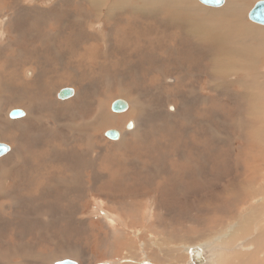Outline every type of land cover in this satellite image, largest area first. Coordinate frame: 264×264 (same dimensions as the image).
Returning <instances> with one entry per match:
<instances>
[{
    "label": "rangeland",
    "instance_id": "374dc122",
    "mask_svg": "<svg viewBox=\"0 0 264 264\" xmlns=\"http://www.w3.org/2000/svg\"><path fill=\"white\" fill-rule=\"evenodd\" d=\"M17 1L0 0L1 54H5L6 47L11 44L20 43L24 47L25 43L31 44L33 41L30 49L36 46L32 50L37 51L41 48L38 43H44L49 47L48 54L42 51L41 55H49L48 60L59 58L65 69L68 68L71 79L70 73L73 71L70 67H73L75 56L69 53L74 51L70 50L68 36L75 31L83 33V39L92 35L96 45H100L99 52L104 57L102 64L93 69L87 63L80 66L81 73L88 79L59 80L61 83L67 80L65 84L74 86L78 91L79 101L75 102V106L60 105L53 92L56 87H53L50 93L54 120L46 118L42 127L38 122L32 123L33 131L48 130L52 138L58 135L63 141H66L65 135L68 140L75 137L69 131L72 126H89L90 133L99 136L96 141L99 157L95 159L96 177L91 180V173H87L85 182L79 183L80 188L67 187L57 181L56 177L60 176L56 175L46 181L52 183L47 195L42 193L34 202L25 197L18 200L20 193H17L18 223L16 228L10 225L0 228V251L9 253L13 264L22 262L20 254H25L24 248L33 255L54 253L52 263L48 264L64 260L77 264H108L105 263L107 260L117 262L124 258L128 261L119 264H189L191 256L187 250L203 244L207 264H226L218 262L220 255L234 251L239 255L230 257L228 254L227 264H251L252 259H246L245 254V251L249 252L246 244L253 238L249 236H255L258 229L264 232V103L257 100L211 99L213 89L209 88L202 95L200 86L202 82L203 85L208 82L207 71L203 76L200 73V76L191 79L192 88L188 90H195L198 94L196 99L184 100V93L174 86H157L163 77L169 76L168 73L178 71L179 63L175 59L182 56V47L186 46L183 41L178 43L170 50L169 58L172 61L161 64L163 60L154 51H142L138 47L125 45L143 20L159 22L161 19L156 16L152 20L154 13L143 14L140 11L131 14L134 16L128 19L123 18L124 13L143 6L144 0H96L100 9L108 10L112 5L116 9L113 13H110L111 9L100 14L95 11V15L88 0ZM259 1L262 0H255L248 8L246 19ZM196 2L207 11L222 9L205 5L199 0ZM119 12L123 15L117 16L119 19L116 22L107 16L112 14L116 17ZM6 18L9 28H6L5 35ZM246 21L264 29V25L252 23L249 19ZM79 23H87V28L79 29ZM253 34L243 35L242 39L258 40L263 46L264 35ZM61 35L64 37L63 43L59 42ZM181 38L184 39L183 36ZM117 40L125 43L121 44L124 46L119 47ZM103 48L106 49L105 53H102ZM120 51L126 54L121 56ZM183 53L188 57V52ZM191 58H194L193 74L196 75L204 58L198 52L196 56L191 54ZM84 64L87 67H83ZM149 77L154 82H149ZM11 92L12 89L6 90L7 95ZM119 98L131 105L126 111L114 114L111 107ZM9 103V100H3L4 107ZM253 107L257 108L256 114L260 116L257 122L253 117ZM49 121L54 126L47 128ZM128 121L136 122L135 131L131 132L133 128L130 126L125 129ZM252 124L256 131H251ZM2 127V132L7 129L6 125ZM113 129L119 130L121 136L122 132L124 137L126 135L118 147L111 144L119 141L120 137L112 140L106 136L107 131ZM83 139L77 146L84 150L90 141L86 137ZM58 149L70 170L65 179H69L70 185H73L80 168L79 157L74 158L76 153H72L77 150L62 142ZM28 150L25 152L27 154L21 152V161L28 159L31 165H39L38 160L30 159L32 148ZM65 153L69 154L70 159ZM88 157L84 160L81 157V162L91 167ZM255 158L256 161H253ZM4 168L0 167V182L6 172ZM37 180L38 176L32 179ZM77 192H80L79 196ZM40 202L48 204L50 208L46 209L52 214L51 227L40 216H35L40 212ZM4 203L11 204V196L5 198ZM12 209L0 207V222L10 218ZM27 210H30V217L26 219ZM14 214L11 218L15 220ZM248 217L249 222L246 220ZM104 221L110 223L105 224L112 227L111 231L104 227ZM124 225L127 226L125 230ZM234 230L236 242L233 246L222 245L224 232L228 235ZM14 250L19 251L17 257L12 254Z\"/></svg>",
    "mask_w": 264,
    "mask_h": 264
},
{
    "label": "bare ground",
    "instance_id": "6f19581e",
    "mask_svg": "<svg viewBox=\"0 0 264 264\" xmlns=\"http://www.w3.org/2000/svg\"><path fill=\"white\" fill-rule=\"evenodd\" d=\"M13 1L18 2L17 0H13ZM254 1L255 0H225L226 3L224 2L223 5L218 6V8L220 7L222 9L207 11L205 8L200 6L196 2V0H144V5L137 8L136 10H133L132 12L129 13L126 12L124 13L125 15H123V13L120 12L119 14L115 13L116 17L112 14L111 15L109 14L107 16L108 18L111 16L113 22H116L119 19L117 18V16L123 15L124 19H128L131 16H134L131 14H134L137 11H140L143 14L154 13L155 16L152 18V20H154L156 16H159L161 18L159 22L143 20L138 25L137 29L131 33V39L128 41L127 44L119 40L117 41L120 43V44L118 43L119 47H123L124 45L121 44H125L126 46L132 48L138 47L142 51H151V50L154 51L156 53L155 55L158 57L160 56L161 57L160 59L163 60L161 64L167 63L168 61H172L169 58L170 50L174 49L178 43L182 41L184 42L186 47L184 46L182 47L183 52H188L189 58L182 52L181 53L182 56L175 59L179 63L178 71H173L172 73H168L167 71H165L169 74V76L163 77L162 82L157 83V86L171 85L182 91V93H184V97H186L183 98L184 100L196 99L198 94L195 92V90L193 91L188 90L189 88H192L191 79H195L201 74L203 76L204 71H207L208 82L206 83V85H203L204 82H202V85L200 86V93L202 95L206 92L207 88H209V89H213V91L210 92L212 93V96H210L211 99L215 98V100H228V99L257 100L260 101L261 103H264V69H263L264 45L262 46L261 41L258 40H250V41L248 40L249 41L248 42L244 40V38L242 39V36L246 34L254 33L259 35L260 33L264 35L263 28L256 27L246 21L247 19H249V14H248V18L246 19L247 10ZM97 2L98 1L96 0H88V3L92 8L93 15H95V11H97V13L100 14L103 11L104 13H106L111 9L110 11L111 13L116 9L115 5H112L108 10H103V8L100 9L98 8L99 4H97ZM136 16L137 15H135V17ZM7 21H9L8 18H6V24L3 29L4 34L6 33V28H9L7 27L8 25ZM71 28H73V26ZM78 28L82 30H84V28L86 29L87 23H79ZM81 36L84 37L83 33L78 34L75 31L67 38L68 45L71 48L70 50L74 51V52L70 51L69 53L70 54L72 53L75 56V59L73 61V67H70V70L73 71L70 73L72 74L71 79L69 78V76L71 75H69V73L67 72L68 68L65 69V67L59 62L60 61L59 58L58 60H55L52 57L53 58L52 60H48L49 55L48 56L43 55L46 54L47 50L49 49V47L46 46L44 43H38L39 44L38 47L41 48L40 49L38 48L37 51L32 50L36 46H33V48L30 49L31 45L33 44L32 41L31 44L25 43L24 47L20 46V43L19 44L15 43L11 45L9 44L10 45L9 47L5 46L7 48L5 54L4 53L1 54L0 52V120H1L0 146H5L8 148V150H11L10 152L7 151L5 155L0 154V167L5 166L3 170L6 171L1 176L2 182H0V207L2 208L10 207V209L13 208L10 213V218L3 219L4 224L2 221L0 222V228L4 227L5 225H10L13 228H16L17 226L18 214L16 211L17 201L15 199V197H17L15 196L17 193L18 194L20 193V195L18 196V200L23 199V197H25L26 199H29L30 201L34 202V200L37 197H41V195L43 194L47 195L48 189L51 190L52 183L50 184L46 182L50 177H56V175H59L60 177H56L58 182L67 185V187L75 186L77 188H80L79 183L85 182V178H86L85 175L87 173H91L92 175L91 180L94 179L97 175V173H95L94 166H95V159L99 157V152L96 151V147L98 145L96 144V141L98 140L99 136L97 137L95 134H91L89 126H83V124H76L72 126L69 131H72L75 137L73 138L71 137L72 140H68V136L65 135L64 140L66 141H63L62 137L58 135L57 137L52 138L51 135L47 133L48 130L47 131L43 130L44 132L33 131V124H32L38 122L39 127L40 126L42 127V122L46 118H48V120L50 121L54 120L51 114L52 112V108H51L52 96L50 93L51 88L56 87L53 89V92L55 93L56 100L59 102L60 105L63 106L74 105L75 102L77 103L79 101L78 100L79 96L77 93L78 91L75 90L74 86H70V84L69 85L65 84L66 81L67 80L71 81L73 80V78H76L78 81L88 79V77L86 78V76L82 74L80 70L81 68L80 66H82L83 63H87L88 67L92 69L94 67L100 66V63L102 64V59H104V57L103 54H100L99 52L100 45L98 46L96 45L97 42L95 38L92 35H88L86 36L87 39H83ZM182 36L184 38L183 40L181 38ZM63 41H64V37L63 36L59 37V42L63 43ZM107 48H109V46ZM42 51L43 54L41 55ZM161 51H163V53H161ZM105 52L106 49L103 48L102 53ZM121 52L122 51H120L119 53L121 56L126 54V53L121 54ZM197 52L204 58V61L202 67H199V72L196 75H194L193 74L194 58L193 59L191 58V54L193 56H196ZM11 57L18 58L19 60L14 61L11 59ZM87 65L84 64L83 67L84 66L87 67ZM61 79H67V80L61 83V81H59ZM148 81L154 82V79L152 80V78L149 77ZM165 86H163V88ZM7 89L9 90L12 89L11 94L8 95L6 94ZM14 99H18V100L13 101ZM3 100H9L10 103L6 107H4ZM117 100H125V99L119 98ZM16 103L20 105L16 106ZM256 109L257 108L253 107L254 110L253 117L254 119L256 118L255 121L257 122L258 117L260 118V116L256 114ZM112 113L115 114L118 112L113 111ZM45 114L48 115L44 116ZM70 115L72 116V114ZM50 121L46 125L47 128H49L50 126H54ZM129 123H130V127L133 128L131 129V132L135 131L137 129V125L136 122L133 121L132 122L128 121L125 125V129L126 128L128 129ZM2 125L7 126V129L4 130L3 132L2 130L4 129V127H2ZM251 131H256L253 128V124ZM81 135L82 138L80 137ZM85 137L88 138L90 142H87L89 144L84 146V150H83L79 148V146L77 145H79L80 139H83ZM108 138L112 139L111 137ZM123 138H126V135L124 137V133L122 132V136L120 133L121 141L119 140L115 143H112L111 145L117 147L120 146L122 144L121 142L122 141L124 142ZM112 140H117V139H112ZM83 141H85V139H83ZM60 142H62V144L67 143L69 144V148L74 147L77 150V152L74 151L72 153H76V156L74 158H76L77 156L79 157L80 168L78 169L79 172L78 174H76V179H74L73 185H70L69 179L68 180L65 179L68 178V176L66 175L70 170L68 169L67 160H65L64 158L61 159V155L59 154L58 148ZM7 143H9L10 145ZM83 145L85 144L83 143ZM29 148H32L30 159L38 160L40 163L39 165H35V164L31 165L28 159L26 161L24 160L21 161V156H20L21 152L24 153L26 151L29 152L28 150ZM53 154H55L54 156L56 157H54ZM84 154L86 156L89 155L88 162L91 167H88L85 163L81 162V157L83 160L86 158ZM66 156L67 158L70 159L69 154H66ZM253 161H256V158L253 159ZM253 173H255L254 170ZM37 176H38V180L32 181V179L37 178ZM79 194L80 192L76 193V195L78 196ZM8 196H11V204L8 203L3 204L5 198H7ZM80 199L81 198H79V200ZM75 204H73V206ZM80 205L78 206L79 209H80ZM38 207H40V212L36 213L35 216H40L41 220H43L46 225L51 227L53 218L51 211L47 210L50 209L48 204L46 203L42 204L40 202ZM14 212H15L14 214L15 220L11 218V215ZM26 213H27L26 215L28 216L26 217L27 219L30 217V210H27ZM111 219L115 220L112 217ZM246 220L249 222L250 217H248ZM248 222L246 224H248ZM105 223L110 224L107 221L106 222L104 221V224ZM104 227L108 229V231L112 230V227H110V225L105 224ZM126 227L127 226L123 227V230H125L124 228ZM238 230L239 229H237V231ZM259 230L260 229H258V231ZM235 231L236 230H234V232L231 231L232 234H228V235L226 234V232H224V235L221 236L222 245L233 246V244L236 242L234 237L236 235L233 234L235 233ZM251 231H252V227H251ZM247 232H249V230ZM253 235L254 234H252V236ZM237 242H239V240ZM105 243L106 242H104V244ZM263 243H264V232H260L259 236H254L251 239V242L249 244H246L247 245L246 249H248L249 247L254 248V252L245 251V254H247L246 259L249 260L250 258L252 259L251 264H264V258L260 257L261 254L262 255L264 254ZM39 246L40 245H38V247ZM197 247L202 248L199 258L202 261L204 260L203 264H207V259L205 256V252H206L205 246H203V244H199ZM193 248L188 249L187 250L188 253ZM228 249L230 250V248ZM23 252L25 254H20L22 256L21 257L22 262H19L17 264H35V263L48 264L53 260V254H54V253L52 254L51 252L50 255L49 254L33 255V254H29V250H26L25 248L23 249ZM117 252L118 251H116V253ZM12 254L14 255V257H17L19 251L17 252V250H14ZM228 254L230 257H233V254H236V256L239 255L237 251H234L233 253L229 252L227 254H223V256L220 255V260H218V262L219 263L226 262L227 264L226 257ZM230 257L229 259H231ZM11 259L12 258L9 255V253H3L0 251V264H13ZM125 261H128V259L124 258L117 262H112L110 260H107V262L105 263L119 264ZM191 261L192 260H190L189 264H193V262ZM57 263L58 262H55L54 264Z\"/></svg>",
    "mask_w": 264,
    "mask_h": 264
},
{
    "label": "water",
    "instance_id": "95a60500",
    "mask_svg": "<svg viewBox=\"0 0 264 264\" xmlns=\"http://www.w3.org/2000/svg\"><path fill=\"white\" fill-rule=\"evenodd\" d=\"M199 1L205 5L213 6V7L221 6L225 2V0H199ZM249 19L255 23L264 25V0L259 1L255 4L253 9L249 13ZM128 106L129 103L125 100H115L111 108L114 112L120 113L126 111ZM128 126H130V123L128 124ZM106 136L111 137L112 139H118L120 137V132L115 129L109 130L107 131ZM7 150H8L7 147L0 146V154L5 153ZM201 250L202 248L195 247L189 251L192 260L191 262H193V264H203L204 260L202 261L199 258ZM59 264H77V263L74 261H64L61 263L59 262Z\"/></svg>",
    "mask_w": 264,
    "mask_h": 264
},
{
    "label": "crops",
    "instance_id": "0c3cea01",
    "mask_svg": "<svg viewBox=\"0 0 264 264\" xmlns=\"http://www.w3.org/2000/svg\"><path fill=\"white\" fill-rule=\"evenodd\" d=\"M258 233H256V235L255 236H259L260 235V233H259V231H257ZM252 237H254V235L253 236H250V238H252ZM251 241H249V243H250ZM195 246H198V245H195ZM249 252H254V248L253 247H249ZM205 256H206V254H205ZM260 257H262V254L260 255ZM189 259V258H188ZM188 261H190V259L188 260Z\"/></svg>",
    "mask_w": 264,
    "mask_h": 264
}]
</instances>
